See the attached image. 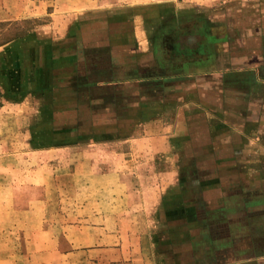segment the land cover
Instances as JSON below:
<instances>
[{"label": "crops", "instance_id": "obj_1", "mask_svg": "<svg viewBox=\"0 0 264 264\" xmlns=\"http://www.w3.org/2000/svg\"><path fill=\"white\" fill-rule=\"evenodd\" d=\"M10 3L1 20L47 16L0 46L3 63L17 44L15 75L0 81L36 104L25 124L52 125L64 81L68 109H95L107 127L31 152L92 190L64 226L57 252L78 259L66 264H264V0ZM191 13L226 28L218 53L163 74L158 33Z\"/></svg>", "mask_w": 264, "mask_h": 264}, {"label": "rangeland", "instance_id": "obj_2", "mask_svg": "<svg viewBox=\"0 0 264 264\" xmlns=\"http://www.w3.org/2000/svg\"><path fill=\"white\" fill-rule=\"evenodd\" d=\"M44 1L25 0V10L34 11ZM13 5L10 0H0V9ZM24 18H35L41 23L47 16ZM19 19L0 21L11 31L13 22ZM12 43L11 52L9 48L4 50V59L8 61L0 62V76L2 71L5 76L16 71L17 44ZM58 84L52 125L32 126L25 122L34 120L31 107L36 104L19 97L15 85H2L0 81V264H66L78 260L63 257L57 251L64 246V226L74 224L79 217L75 214L78 200L91 196L92 190L82 189L80 174L77 183L58 174L57 159L35 157L31 152L61 150L78 143L81 137L93 139L107 127L98 126L102 119L94 115L95 109L82 115L70 111L72 104L66 106L64 101L67 83ZM23 105L30 109L25 111Z\"/></svg>", "mask_w": 264, "mask_h": 264}, {"label": "trees", "instance_id": "obj_3", "mask_svg": "<svg viewBox=\"0 0 264 264\" xmlns=\"http://www.w3.org/2000/svg\"><path fill=\"white\" fill-rule=\"evenodd\" d=\"M4 24L0 21V46L23 37L40 23L35 18L19 19L13 22L11 31L4 28ZM220 27L219 23L200 13L167 19L157 38L163 74L208 68L206 60L218 53L219 39L226 33V28Z\"/></svg>", "mask_w": 264, "mask_h": 264}]
</instances>
